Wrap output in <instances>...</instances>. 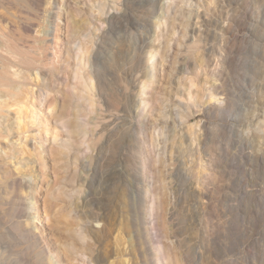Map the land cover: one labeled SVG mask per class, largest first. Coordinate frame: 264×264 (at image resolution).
Returning <instances> with one entry per match:
<instances>
[{
  "label": "rangeland",
  "instance_id": "374dc122",
  "mask_svg": "<svg viewBox=\"0 0 264 264\" xmlns=\"http://www.w3.org/2000/svg\"><path fill=\"white\" fill-rule=\"evenodd\" d=\"M0 1V21L13 32L8 17L23 16L26 8L19 0ZM166 2L123 0L120 6L126 11L119 21L106 22L100 40L103 64L97 67L129 132L115 147L102 150L85 185V203L76 197L61 206L73 228L92 209L105 206L115 214L122 209L120 244L111 257L119 264H145V257L147 264H163L156 253L164 242L182 264H264V0H177L171 18L169 13L163 16ZM75 5L71 0L69 8ZM84 8L88 21L98 23L96 14ZM36 15L31 22L38 21ZM42 19L48 26L49 11ZM160 19L167 24L161 44L149 40L156 30L153 23ZM33 30L21 28L14 41L35 56L39 46L33 36L48 31L39 26ZM141 35L148 38L143 47L138 45ZM160 45L159 54L155 46ZM153 54L164 58L165 71L149 93L143 135L134 95L140 82L149 79ZM125 87L133 96L123 97ZM119 154L131 161V172L141 184L164 200L163 233L150 198L137 207L151 225L149 249L133 236L138 213L123 208L124 186L111 182V168L107 172ZM23 157L20 167L29 173L36 164L25 167L30 156ZM64 165L59 166L61 174ZM45 173L52 178L49 170ZM21 190L0 173V264H48L39 237L27 230L28 196ZM46 234L45 243L50 242Z\"/></svg>",
  "mask_w": 264,
  "mask_h": 264
},
{
  "label": "bare ground",
  "instance_id": "6f19581e",
  "mask_svg": "<svg viewBox=\"0 0 264 264\" xmlns=\"http://www.w3.org/2000/svg\"><path fill=\"white\" fill-rule=\"evenodd\" d=\"M19 1L26 11L23 16L8 17L13 32L4 28L0 21V173L10 179L13 189L26 191L27 230L29 235L39 237L43 250L49 254L45 259L48 264H119L111 257L120 244L117 233L122 225L119 222V216L124 213L122 209L117 214L105 206L92 209L87 220L73 228L61 205L76 197L85 203L89 197L85 185L90 183L91 172H95V163L101 158L102 150H110L114 143L115 147L129 132L126 119L110 102L106 80L97 67L104 59L100 54V40L107 31L105 24L119 21V14L126 11L120 6L123 0H73L78 4L74 8H69L71 0ZM86 5L96 14L98 23L88 21ZM175 8L177 0H167L163 16L169 13L171 18ZM48 11L47 26L42 16ZM35 13L38 21L31 22ZM1 19L5 17L1 15ZM33 26L48 31L43 37L38 32L33 36L39 46L35 56L20 49L14 41L21 28L33 33ZM166 26L161 19L156 20L153 23L156 30L149 40L161 44L160 37L164 38L162 32L166 31ZM147 41V36L141 35L138 45L143 47ZM159 47L160 54L161 45L155 46ZM149 61V79L140 82L134 95L139 108L138 126L143 135L151 107L149 93L165 71L164 58L160 55L153 54ZM157 69L161 74H157ZM122 95L129 98L133 92L125 87ZM25 154L30 156L25 167L36 164L29 173H24V167H20ZM61 162L65 164L64 174L60 173ZM110 168L111 182L119 181L125 188L123 208L126 213H138L139 203L149 197L151 213L163 233L166 220L162 215L164 200L161 194L141 184L132 174L131 161L124 154L108 163L107 172ZM45 169L51 172L52 178H48ZM145 217L144 213H138L133 222V236L149 249L151 225L149 227ZM94 223L101 228L94 227ZM46 233L50 241L47 243ZM171 250V245L161 243L156 256L163 264H182ZM145 258L143 261L147 264Z\"/></svg>",
  "mask_w": 264,
  "mask_h": 264
}]
</instances>
